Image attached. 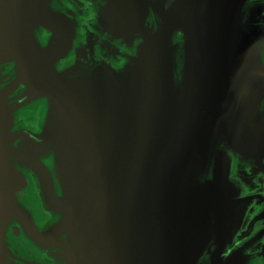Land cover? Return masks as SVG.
Masks as SVG:
<instances>
[{
  "label": "water",
  "instance_id": "95a60500",
  "mask_svg": "<svg viewBox=\"0 0 264 264\" xmlns=\"http://www.w3.org/2000/svg\"><path fill=\"white\" fill-rule=\"evenodd\" d=\"M94 1L95 32L66 0H0V254L16 219L70 264H264L241 225L262 195L252 0ZM101 34L121 42L119 70L89 57Z\"/></svg>",
  "mask_w": 264,
  "mask_h": 264
},
{
  "label": "flooded vegetation",
  "instance_id": "af4514ba",
  "mask_svg": "<svg viewBox=\"0 0 264 264\" xmlns=\"http://www.w3.org/2000/svg\"><path fill=\"white\" fill-rule=\"evenodd\" d=\"M66 1L71 5H67V4H63V5L66 7L69 6L70 8L69 10H72L74 12V14L76 15L77 22L81 27V29H86V30L89 29L90 31L95 32L93 29L94 25L92 23L91 18H93V13L95 9H97V3L94 0H66ZM242 25L246 27V29L251 34H253V36L258 40V42L262 44V47H264V0L251 1V5L247 12V15L245 19L242 20ZM97 31L106 33L105 31L99 28H97ZM100 36H101L100 38L101 40L97 42L96 50L92 52L89 57H93L94 61L97 63H107L116 70H119L124 61L123 57L121 56L122 53L124 52L123 48L121 47L122 45L121 42L116 39H115L116 41L115 40L111 41L113 47H117L119 49L118 51H115L112 50L109 46L110 40L108 35L101 34ZM79 37L80 39L83 38L82 35H79ZM128 53L130 54V56H132V52H128ZM89 57L87 59L91 60L89 59ZM63 64L65 63L59 64V66L62 67L61 65ZM89 64L91 63L89 62ZM27 119L30 120L29 118ZM16 122H17L16 127H20L21 125H23L22 123L23 120H21L20 118H18V121ZM35 126H37V124ZM25 130L30 133L29 130L27 129ZM19 144L23 146L21 147L22 151L26 149L28 153L32 154L31 156L40 158L45 163L46 162L48 163L49 158L44 156V154L43 156L40 155L43 153L42 149L34 147L24 140H19L18 145ZM23 167L25 166L23 165ZM252 182L255 184L254 188L256 187V192L259 194L262 193L261 199L257 204L251 203L252 205L247 207L241 225L244 226L246 224L245 231L248 233H252V232L260 233L262 235V239L264 240V225L261 226L262 223L260 221L254 222L251 227H249L248 225L249 221L254 217L255 213H258L257 215L261 214L260 215L261 218L264 219V213L262 214V212L264 211V153L261 155L259 161H257V164L255 165V173L253 172ZM31 209L34 212V218L37 223V226L39 227V229L45 230L47 227L42 228L38 225L39 221H42L43 219L41 212L39 211V209L34 210L33 207H31ZM13 225L19 227L21 234L24 236V241L26 243L30 242L32 247H25L17 242L16 238H14L13 236L14 235ZM62 238L64 239L65 236H62ZM259 248L260 246H257L255 250ZM239 258L240 257L238 255H234L229 264H239L240 263ZM0 264H70V262L68 260L65 247L63 244L59 242L43 243L32 238L25 231L22 224L18 220L14 219L10 223L6 232L5 242L0 254Z\"/></svg>",
  "mask_w": 264,
  "mask_h": 264
}]
</instances>
